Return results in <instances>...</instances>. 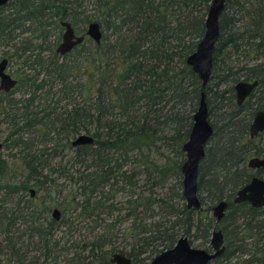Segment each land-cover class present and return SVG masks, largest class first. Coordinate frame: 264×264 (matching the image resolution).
Returning <instances> with one entry per match:
<instances>
[{"label":"trees","instance_id":"obj_1","mask_svg":"<svg viewBox=\"0 0 264 264\" xmlns=\"http://www.w3.org/2000/svg\"><path fill=\"white\" fill-rule=\"evenodd\" d=\"M210 1L9 0L0 5V43L14 45L9 56L23 55V65L13 71L18 79L13 90L21 86L28 94L15 99L0 91V121L9 129L3 146L15 149L0 157V187L5 204L13 203L14 190L30 187L49 196L47 205L37 198L19 215L36 224L46 258L58 246L55 240L48 248L55 226L66 223L73 232L77 220L80 227H91L81 244L71 242L64 264H108L113 252L143 264L142 253L148 259L181 236L191 244L209 243L213 228L222 230L226 245L213 264L232 258L233 264H264V207L233 202L252 175H264V167L246 165L249 156L264 154V131L248 135L253 113L264 108V62H249L250 55L252 60L264 57V0H226L210 78L202 87L186 58L203 35ZM62 19L78 33L98 21L101 41L86 37L69 52H56ZM52 29L60 31L57 40L49 38ZM233 55L246 60L233 62ZM240 79L258 84L239 105L234 83ZM201 90L213 132L199 164L201 208L189 209L182 196V144ZM37 91L49 94V101L31 109ZM35 128L50 145L34 147L24 133ZM81 130L93 142L72 145ZM51 132L65 135L55 138ZM18 165L25 171L13 183ZM118 194L125 199L116 202ZM222 199L228 208L216 223L212 206ZM52 207L61 210L59 221L48 218ZM0 208V232L6 235L14 211ZM123 222L128 224L117 243ZM3 241L15 256L11 238Z\"/></svg>","mask_w":264,"mask_h":264},{"label":"water","instance_id":"obj_2","mask_svg":"<svg viewBox=\"0 0 264 264\" xmlns=\"http://www.w3.org/2000/svg\"><path fill=\"white\" fill-rule=\"evenodd\" d=\"M9 0H0V5L6 4ZM226 0H211L204 19V32L195 49L188 54L186 63L198 75L201 86L204 87L209 81L213 53L216 42L220 34V16L225 8ZM63 30L60 41L55 47V51L60 54L69 52L74 46L81 43L86 37L91 38L95 43H99L102 38V28L98 21H89L83 33H78L71 22L67 19L60 20ZM8 58H0V88L10 90L17 84V79L7 70ZM258 80L240 79L234 83L236 101L240 104L257 85ZM264 130V109H257L249 124V135L253 137L258 132ZM213 132L212 124L209 120L208 105L205 91L199 93L197 106L192 114V124L187 139L182 144L184 160L181 164L182 172V196L186 207L189 209H200L201 200L198 196V171L200 161L205 155V145L209 141ZM93 136L86 132H81L71 139L72 145L93 142ZM3 141L0 140V150ZM247 165L250 168L264 166V155H254L248 158ZM32 191V190H31ZM233 202L238 204L248 202L252 207L264 206V177L252 175L250 181L238 189L233 198ZM228 207V201L222 199L212 206L211 214L216 223L223 218ZM59 209L53 210L52 216L58 219ZM225 251L224 235L220 228H214L211 232L209 247L199 248L193 246L187 236H181L168 249H165L154 256L148 264H210L211 261ZM112 262L116 264H132L126 256L115 253Z\"/></svg>","mask_w":264,"mask_h":264},{"label":"rangeland","instance_id":"obj_3","mask_svg":"<svg viewBox=\"0 0 264 264\" xmlns=\"http://www.w3.org/2000/svg\"><path fill=\"white\" fill-rule=\"evenodd\" d=\"M244 1L245 4H249L252 3L254 0H242ZM88 11H91L90 9ZM230 11H232V9H230ZM60 31L59 30H55L52 29L51 33H50V37L51 39L57 40V35ZM62 32V30H61ZM26 34H28V32H26ZM88 42V41H87ZM15 51L14 45L13 44H3L0 43V58L3 56H6L9 58V62L7 64V70L13 74V71L15 69H17L19 66H22L23 63H21V60L23 59V55L18 57L16 54H13L12 56H9L10 53H13ZM254 55V54H253ZM253 55H250L249 57V62L253 61V62H260L263 61L264 62V57H259L257 59L252 60L251 58L253 57ZM237 55H233L231 57L232 61H238V60H243L244 58L242 56L239 55V58L236 57ZM248 58V57H247ZM246 59H244L245 61ZM221 62V61H220ZM22 65H21V64ZM222 64V63H220ZM26 67V66H25ZM27 72H29V69H27ZM21 88V86L19 87ZM15 89V91L12 93V95L15 98H25L28 96V94H21V90ZM37 96L34 98L33 101V105L30 107L31 109H38L40 108L44 103H47L49 101V97L50 95L47 94L44 91H37ZM63 102V100H62ZM4 115L2 113H0V118H2ZM8 127L6 123H3L0 121V140L4 141L5 139V135L8 132ZM80 132H84V130H81ZM25 136L29 137L31 140L34 141V147H41L46 145H50L51 142L49 141H44V137L42 135V131L40 129H33L31 132H26L24 133ZM49 136H54L55 138H64L65 133H62L61 135H57L53 132H51L50 134H48ZM64 140V139H63ZM262 144H264V139L261 141ZM33 145V144H32ZM15 149L10 150V148H8L7 146H3L0 152V156L1 158H5V157H9L10 152H13ZM16 160V164H17ZM56 160H54L53 162H55ZM19 167V171H17L15 173V181H18L20 179H22L23 174L25 169L20 168ZM92 168V167H90ZM62 182V180H61ZM65 193V192H64ZM46 195V194H45ZM44 192L37 193V197L38 199L45 196ZM123 194H118L115 201H120L125 199L124 196H122ZM20 196H22V201H26L28 200L29 196L27 194L22 195V194H17L14 196L13 198V202H15V200H17ZM1 197V196H0ZM50 199V198H49ZM36 200V199H35ZM33 200V201H35ZM38 201V200H37ZM46 203H49V200L46 201ZM24 204L21 203L20 205L22 206ZM9 205H11V203L7 204L6 206L8 207ZM119 205V204H118ZM53 208V207H52ZM106 215H101V217H105ZM51 216L49 215V218ZM108 217V216H107ZM109 218V217H108ZM113 218V216H110V219ZM108 220V219H107ZM73 224H75V228L76 230H74L73 232L68 231V225H66V223L61 224V225H57L55 226V234L53 236V239H51L48 242V248H51L52 245L55 243V240H57L58 242V246L53 248V252L51 253L52 257H48L46 258L44 253L47 251V248L45 247V241L43 238H41L39 236L38 233H36L35 231H33L34 227L36 224H32L31 222L28 221H18L17 223H15L13 226H11V231L4 235L3 233L0 234V264H20L16 258H20L23 260L24 263H36V264H43V263H47V264H64V260L63 258L65 257V251L66 249H70V251H73V247H72V241L75 243H82V237L85 236L87 234L86 231H88L90 229L91 226H89V228H86V225H84L83 227H80V223H77V220L73 221ZM128 223L123 222L121 227L120 232H117V236L118 237V242L117 243H121V239L123 240V230L124 227L127 225ZM91 225V224H90ZM94 225V223H93ZM82 226V225H81ZM4 236L10 237L11 241L15 244V248H16V254L15 256L11 257L9 250H6L5 248H3L1 250V247H4L5 245V241L2 240V238ZM210 240V237H209ZM201 241L196 240V241H192L193 246H197L200 248H206L209 246V243L205 244V245H201L200 244ZM120 246L118 247L119 249L122 247V244H119ZM72 249V250H71ZM72 255V253H70L68 255V257ZM235 261V258H232L230 260H222L221 264H233Z\"/></svg>","mask_w":264,"mask_h":264},{"label":"flooded vegetation","instance_id":"obj_4","mask_svg":"<svg viewBox=\"0 0 264 264\" xmlns=\"http://www.w3.org/2000/svg\"><path fill=\"white\" fill-rule=\"evenodd\" d=\"M13 77H15L13 74H11ZM16 79H17V77H15ZM17 83H18V79H17ZM258 84V83H257ZM0 91L2 92V93H8V92H10L9 94L12 96V98H15L13 95H12V93L14 92V90H13V88L12 89H10V90H4V89H2V88H0ZM234 92H235V90H234ZM22 94V93H21ZM23 95V94H22ZM37 96V94L35 95V97ZM235 98H236V96H235ZM247 98V97H246ZM245 98V99H246ZM15 99H17V98H15ZM244 99V100H245ZM243 100V101H244ZM242 101V102H243ZM237 102V101H236ZM241 102V103H242ZM240 103V104H241ZM238 104V103H237ZM239 104V105H240ZM260 109V108H259ZM261 109H264V108H261ZM256 111V110H255ZM255 113V112H254ZM254 113H253V115H252V118H253V116H254ZM252 118H251V120H252ZM251 120H250V122H251ZM250 124V123H249ZM248 129H249V126H248ZM264 131V130H263ZM263 131H261V132H263ZM261 132H258L256 135H254L253 137H251L250 135H249V131H248V135H249V138H255L259 133H261ZM206 146V145H205ZM3 147V146H2ZM2 149V148H1ZM1 151V150H0ZM262 155H264V154H260V155H258V156H262ZM252 156H254V155H252ZM1 157V156H0ZM249 157H251V156H249ZM248 157V158H249ZM248 158H247V160H248ZM247 160H246V165H247ZM248 166V165H247ZM261 167H264V166H261ZM261 167H256V168H251V169H253V170H257V169H259V168H261ZM250 168V167H249ZM256 175H258V174H256ZM258 177H260V175H258ZM263 177H264V175H263ZM16 177H15V175H14V177L12 178V175H11V180H13L12 182L13 183H16V181L14 180ZM15 181V182H14ZM240 189V188H239ZM32 190V191H31ZM3 188H1L0 187V207L1 206H4L5 207V209L6 210H8V209H10L11 211L13 210L14 211V213L12 214V221L10 222V230L9 231H11V226H13L15 223H17L18 221H25L23 218H21L19 215L21 214V209L22 208H24L26 205H30V204H34L33 203V200H35V199H37L38 197L36 196L37 195V193H40V192H35V189L33 188V187H30L27 191H22V190H18V191H16V190H14L13 191V198H14V196L15 195H17V194H22V195H25V194H27L28 196H29V198H28V200H26V201H22V196H20L17 200H15V202H13V203H11V205H9L8 207L6 206L7 204H5V203H3V199H4V195H3ZM237 191V190H236ZM22 197V198H21ZM48 195L46 194L45 196H43V197H41V198H39V199H37V200H41V199H43V201H42V205L43 206H45V205H47V203H46V201L48 200ZM31 200H32V202H31ZM17 202H19V204H18V207H14V208H12L13 206H14V204L15 203H17ZM24 202V204L21 206L20 204L21 203H23ZM264 206H262V207H255V208H263ZM55 208H57V209H59L58 207H53V208H51V210H50V213H49V215L51 216L50 218L51 219H53L54 221H59L60 219H61V210L59 209V211H60V215H59V218L58 219H55L53 216H52V213H53V210L55 209ZM228 208V207H227ZM227 210V209H226ZM0 212H1V208H0ZM226 212V211H225ZM38 214L40 215V217L41 216H43L42 214H41V211H39L38 212ZM48 215V216H49ZM212 215V214H211ZM45 216V215H44ZM44 218V217H43ZM43 218H40V220L41 221H43L44 219ZM49 218V217H48ZM49 218V219H50ZM214 218V217H213ZM28 222H30V221H28ZM214 229V228H213ZM212 229V230H213ZM33 231H35V228L33 229ZM36 232V231H35ZM212 232V231H211ZM37 233V232H36ZM0 234H2L1 232H0ZM210 237H211V235H210ZM2 240H3V238H2ZM210 241V240H209ZM224 245H225V241H224ZM197 247V246H196ZM3 248H5L6 249V244L4 245V247H1V250L3 249ZM200 248V247H199ZM7 250V249H6ZM225 251H226V245H225ZM224 251V252H225ZM224 252L222 253V255L224 254ZM115 253H119V254H122V255H124V256H126L127 258H129L130 259V261H131V263L132 264H135V262H134V260L130 257V256H128L127 254H125V253H122V252H113V253H111V255H110V257H109V263L108 264H116L115 262H112V256H113V254H115ZM137 253L140 255V253H141V251H137ZM157 255V254H156ZM156 255H153V256H151V257H149L148 259L147 258H143V257H145L146 256V253H142L141 255H140V258L139 259H142L143 261L142 262H144L143 264H148L150 261H151V259L154 257V256H156ZM221 255V256H222ZM221 256H219V257H221ZM219 257H217V258H215V259H218ZM215 259H213L212 261H211V263L210 264H213V261L215 260Z\"/></svg>","mask_w":264,"mask_h":264}]
</instances>
